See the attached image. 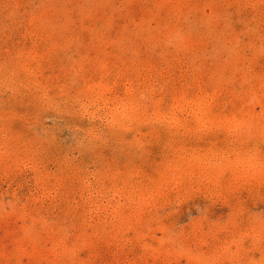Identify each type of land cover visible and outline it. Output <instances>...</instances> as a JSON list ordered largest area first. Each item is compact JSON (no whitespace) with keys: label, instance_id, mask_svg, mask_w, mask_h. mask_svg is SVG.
<instances>
[{"label":"rangeland","instance_id":"374dc122","mask_svg":"<svg viewBox=\"0 0 264 264\" xmlns=\"http://www.w3.org/2000/svg\"><path fill=\"white\" fill-rule=\"evenodd\" d=\"M0 264H264V0H0Z\"/></svg>","mask_w":264,"mask_h":264},{"label":"bare ground","instance_id":"6f19581e","mask_svg":"<svg viewBox=\"0 0 264 264\" xmlns=\"http://www.w3.org/2000/svg\"><path fill=\"white\" fill-rule=\"evenodd\" d=\"M97 34H98V32H97ZM155 106H156V104H155ZM162 113V112H161ZM158 114H160V113H158Z\"/></svg>","mask_w":264,"mask_h":264}]
</instances>
